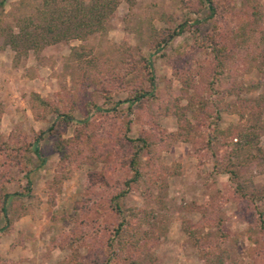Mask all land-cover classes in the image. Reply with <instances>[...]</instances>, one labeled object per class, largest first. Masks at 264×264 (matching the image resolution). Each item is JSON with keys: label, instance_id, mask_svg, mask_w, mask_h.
Returning a JSON list of instances; mask_svg holds the SVG:
<instances>
[{"label": "rangeland", "instance_id": "374dc122", "mask_svg": "<svg viewBox=\"0 0 264 264\" xmlns=\"http://www.w3.org/2000/svg\"><path fill=\"white\" fill-rule=\"evenodd\" d=\"M218 1L211 18L208 4L198 0H120L104 33L28 55L17 54L0 35V140L11 137L23 148L17 161L0 145V189L10 194L7 213L0 211V264H126L136 239L164 228L147 247L154 264H207L197 239L208 251L221 249L230 264H264V202L236 193L222 165L214 167L212 154L221 164L224 146L208 148L204 137L192 144L182 130L186 122L169 113L176 104L190 120V95L208 88L216 45L230 56L216 75L222 84L215 83L227 91V101L244 97L238 84L259 83L250 96L264 92V0H257L263 7L258 22L249 0ZM41 3L7 0L0 7V30H17ZM196 19L202 21L197 38ZM216 21L220 34L210 44ZM185 23L184 32L157 47ZM239 25L263 41L255 38L257 47L236 53L233 32ZM249 52L257 63L243 56ZM145 59L152 63L153 85L144 67L131 72L134 60ZM140 89L152 93L131 106L127 99ZM58 112L82 122H65ZM238 122V114L222 113L221 127ZM178 133L182 137L173 136ZM138 137L153 146L139 158L144 179L120 200L137 212L121 241L123 251L111 245L118 224L111 198L131 176L129 139ZM58 140L66 143L65 155L56 150ZM261 169L250 167L248 189L264 183Z\"/></svg>", "mask_w": 264, "mask_h": 264}, {"label": "trees", "instance_id": "16d2710c", "mask_svg": "<svg viewBox=\"0 0 264 264\" xmlns=\"http://www.w3.org/2000/svg\"><path fill=\"white\" fill-rule=\"evenodd\" d=\"M7 0H0V7L5 5ZM120 0H42V3L35 9V12L23 17L19 20L16 29L14 27L2 28L0 35L4 38L5 45L10 46L17 54L28 55L30 51L35 53L40 52L45 47L53 44L67 42L72 39L85 40L88 37L97 33H104L107 30L109 19L118 8ZM201 5L208 4L210 10V17H215L219 8L218 0H198ZM254 8V19L256 22L260 20V9H263L257 3V0H249ZM196 30L193 32L196 38L201 30L200 19L195 21ZM186 24H181L178 29L168 32L164 35L157 47L159 48L163 43L168 44L170 39L175 35H180L186 30ZM234 38L236 39V47L238 52H243L244 49L250 51L251 47H257L253 41L255 38L261 40L262 36L251 28L239 25L235 30ZM220 28L218 22H215L214 31L208 35V41L212 44L215 39L219 37ZM207 37V36H206ZM258 49V48H257ZM262 49V46L260 47ZM212 52L215 59V72L211 76V82L207 85L208 88L203 90L199 95H190V120L186 113L179 111L176 104L169 113L175 114L179 121L186 122V126L182 124V130L185 135H190V142L197 146L200 139L204 137V143L209 148L213 147L215 143L220 144L226 148V156L221 160L213 153L212 157L215 159L214 167H221V173L229 175L232 182V187L236 193L242 197H249L252 200L264 202V183L253 189H248L247 172H250V167L262 168L259 172L264 175V150L261 147V132L264 130V92L257 96H250L253 90L260 88L259 83H252L250 85L238 84L241 91L245 92L244 97L240 96L236 102H229L225 99L228 96L221 86L217 89L215 87L216 81L222 84V77H216L221 74L226 66V61L230 56H227L223 47L212 46ZM227 51V50H226ZM264 55V54H262ZM243 56L249 57L251 62L257 60L256 55L250 52ZM143 63V64H142ZM257 63V62H255ZM147 69V79L150 84H154V72L151 61L134 60L132 62V73H137L139 67ZM195 76V75H194ZM139 78V76L137 77ZM136 78V79H137ZM206 80V79H205ZM204 78L200 80V83ZM246 87V91L242 90ZM149 91L144 89L136 90L127 101L132 106L135 103H142L148 95ZM199 93V92H198ZM44 106H49L47 100H40ZM94 107H97L93 103ZM3 112L0 107V115ZM238 114L239 122L231 124L227 127H221L222 113ZM60 118L65 122L77 121L71 114L58 112ZM183 134H173L174 137H182ZM171 137V136H170ZM172 138V137H171ZM133 145L131 146L133 152L129 160V169L131 176L125 179L123 188L118 191L113 198H111V205L118 221L115 227V232L112 237L111 245L114 247L116 243L119 244L123 251L125 247L122 245V240L129 234L130 219L137 217L136 209H125L121 204V198L125 197L130 189L134 186H139L144 179V173L140 168L139 158L142 151H151L152 142L146 137H138L136 139H129ZM65 141L58 140L56 150L65 155ZM0 145L3 150L10 154V158L21 161L23 158L22 146H16L11 137L0 140ZM27 148V147H26ZM36 152L39 153L38 147ZM12 154V155H11ZM218 164V165H217ZM217 165V166H216ZM247 179V180H246ZM252 183H254L252 181ZM29 191V189H28ZM143 192H145L143 190ZM10 194L5 189H0V211L7 213V201ZM259 228L264 231V211L259 214ZM142 221V224L146 223ZM157 232H146L141 238L132 243L134 249L126 255V264H154L155 256L150 254L148 245L150 240L156 236L164 235V229H159ZM138 232V231H137ZM139 233V232H138ZM138 235V234H137ZM192 237L195 234L192 233ZM144 240V242H143ZM196 244L200 251V256L207 264H230L227 262V256L221 249L215 248L211 251L206 250L201 239L196 240ZM213 246H211L212 248ZM217 249V250H216ZM108 261V260H107Z\"/></svg>", "mask_w": 264, "mask_h": 264}]
</instances>
